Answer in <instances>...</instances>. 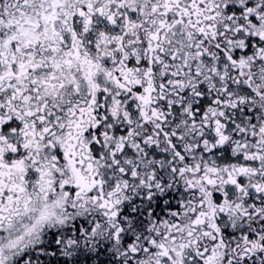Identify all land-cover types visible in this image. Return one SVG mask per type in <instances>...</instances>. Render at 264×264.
Segmentation results:
<instances>
[{"label": "snow or ice", "instance_id": "obj_1", "mask_svg": "<svg viewBox=\"0 0 264 264\" xmlns=\"http://www.w3.org/2000/svg\"><path fill=\"white\" fill-rule=\"evenodd\" d=\"M0 264H264V0H0Z\"/></svg>", "mask_w": 264, "mask_h": 264}]
</instances>
